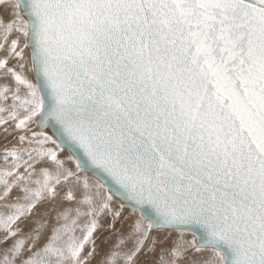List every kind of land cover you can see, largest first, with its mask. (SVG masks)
Returning a JSON list of instances; mask_svg holds the SVG:
<instances>
[{
	"label": "snow or ice",
	"instance_id": "obj_1",
	"mask_svg": "<svg viewBox=\"0 0 264 264\" xmlns=\"http://www.w3.org/2000/svg\"><path fill=\"white\" fill-rule=\"evenodd\" d=\"M0 132V264H264V0H0Z\"/></svg>",
	"mask_w": 264,
	"mask_h": 264
},
{
	"label": "rangeland",
	"instance_id": "obj_2",
	"mask_svg": "<svg viewBox=\"0 0 264 264\" xmlns=\"http://www.w3.org/2000/svg\"><path fill=\"white\" fill-rule=\"evenodd\" d=\"M8 139H9V141H12V137L11 136H9ZM3 142H4L3 133L0 132V144H3ZM64 154L65 155L69 154L67 149L65 150V153ZM126 211H131V210L129 209V210H126ZM160 234H161V236L163 235L162 232ZM97 235L99 236V240L97 241V243H99L101 245V247H104L105 246V240H106V238L109 235L108 232H107L106 227L100 229V231L97 233ZM190 238L191 237L189 236V239ZM112 239H114V237H112Z\"/></svg>",
	"mask_w": 264,
	"mask_h": 264
},
{
	"label": "bare ground",
	"instance_id": "obj_3",
	"mask_svg": "<svg viewBox=\"0 0 264 264\" xmlns=\"http://www.w3.org/2000/svg\"><path fill=\"white\" fill-rule=\"evenodd\" d=\"M126 210H129V209H126ZM130 210H131V209H130ZM170 244H171V241L169 240V241H167V242H165V243H163V244L158 245V246H157V251H159V248H160V247H168V246H170Z\"/></svg>",
	"mask_w": 264,
	"mask_h": 264
}]
</instances>
